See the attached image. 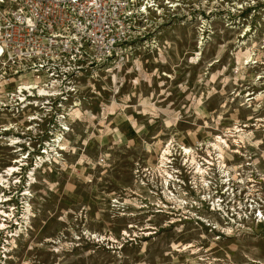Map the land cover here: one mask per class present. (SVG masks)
<instances>
[{"label":"rangeland","instance_id":"374dc122","mask_svg":"<svg viewBox=\"0 0 264 264\" xmlns=\"http://www.w3.org/2000/svg\"><path fill=\"white\" fill-rule=\"evenodd\" d=\"M175 1L148 30L156 50L138 48L119 71L99 68L95 80L82 74L80 110L59 148L49 149L53 158L33 170L30 229L6 264H264V224L251 214L228 224L208 217L200 176L183 172L194 154L180 150L217 158L209 144L221 135L226 177L242 176L240 184L231 178L242 193L235 200H264V0ZM44 130L16 135L34 134L24 147L43 154L51 137ZM12 135L0 128V172L17 156ZM166 172L178 181L164 184ZM167 202L184 212L199 205L206 221L178 217Z\"/></svg>","mask_w":264,"mask_h":264},{"label":"built area","instance_id":"2783aa9c","mask_svg":"<svg viewBox=\"0 0 264 264\" xmlns=\"http://www.w3.org/2000/svg\"><path fill=\"white\" fill-rule=\"evenodd\" d=\"M175 2L0 0V93L6 96L0 101V121H6L0 123V128L8 125L6 132L15 134L9 137V145L11 139H17L11 143L16 158L0 172L4 175L0 182V264L7 263L15 239L30 229L33 214L26 199L30 190L26 187L36 181L33 170L38 163L53 158L49 149L59 148L64 132L69 131L75 113L80 110L85 88L80 82L82 74L88 72L95 80L99 68L119 71L138 48L156 50L158 42L147 36L148 30L161 24L162 9L172 8ZM254 6L250 9L254 10ZM31 82L35 87L30 86ZM6 87L10 89L1 92ZM8 115L11 119L5 120ZM22 127L30 132L45 127L44 131L51 134L43 140L48 150L31 154L24 145L34 134L28 139L18 137L16 133ZM51 127H57V132H52ZM221 139L224 138L216 135L215 141ZM167 157L168 164L173 166L171 152ZM207 157L198 159L205 177V181H199L204 187L200 198L215 213V220L238 223L251 214L257 223L264 224V200L258 197L247 205L235 200L242 193L236 192L231 178L235 184L242 183L240 172L236 177H226L228 171L224 166L219 183L214 178L217 173L211 172L214 161L219 159ZM192 168L187 171L194 172L195 167ZM192 185L195 189L198 186L194 180ZM208 222L209 219L205 224L209 228L216 229Z\"/></svg>","mask_w":264,"mask_h":264},{"label":"bare ground","instance_id":"6f19581e","mask_svg":"<svg viewBox=\"0 0 264 264\" xmlns=\"http://www.w3.org/2000/svg\"><path fill=\"white\" fill-rule=\"evenodd\" d=\"M192 61V60H191ZM30 86H32V87H35L34 86V83L33 82H31L30 83ZM7 126L8 125H4V128H1L2 129V131H6V130H8L9 129V126H8V128H7ZM66 129V128H65ZM235 131H240V130H235ZM12 141L10 142V145H13V144H11V143H13V142H17L16 140V138H14V139H11ZM14 140V141H13ZM224 142H226V140L225 139H221V141H215L214 143H211V144H209L210 146H209V148H211V149H213V150H215L216 151V154H217V158L218 159H221V158H223V149H222V146L223 147H225L224 145ZM219 143H222V144H219ZM221 145V146H220ZM226 147H229L228 146V144H227V146ZM180 150H181V152H182V154H184L185 156H191L192 154H194V155H192V156H194V158H192V160L194 159V164H193V166L195 167V171L194 172H189V171H183L184 173H194V174H196V175H199L200 176V181H205V177L203 176V169H202V167L200 166V164H199V162H198V160L196 159V156H195V153L193 152V150H191V148H189V147H186V146H183V147H181L180 148ZM12 151H15V150H12ZM166 153L168 152V148H166V151H165ZM206 152L208 153V155L209 156H211V157H213L211 154V152H210V150H206ZM164 153V152H163ZM215 153V152H214ZM162 155V154H161ZM164 156V155H163ZM162 156V157H163ZM191 156V157H192ZM161 158V157H160ZM164 158V157H163ZM209 160V159H208ZM160 161V160H159ZM165 161H166V159H165ZM187 162H188V160L186 161V162H184V164L185 165H188L187 166V168H190L189 167V163L187 164ZM161 163V162H160ZM164 162L162 161V164H163ZM191 163H192V161H191ZM218 166H219V168H223L225 165H224V163L222 162V160H218ZM165 164V163H164ZM160 166V165H159ZM165 166V165H164ZM164 166H162V167H164ZM164 170V169H163ZM162 170V171H163ZM168 171V170H167ZM224 171V170H223ZM161 174V173H160ZM159 174V175H160ZM166 174H168L167 172H166ZM191 174V176H193ZM172 176L170 175V174H168V177H167V179H165V178H163V182L164 183H167V182H169L170 180H169V178H171ZM3 178H4V175H2V173L0 174V182L1 181H3ZM171 180H174V181H178V180H176V179H173V178H171ZM205 183V182H204ZM199 185H200V183H199ZM200 188V187H199ZM26 195H28V193H26ZM226 231H230V229L229 228H227V230ZM93 237H95V238H99L100 236L99 235H95L94 234V236ZM103 238V237H102ZM187 247H189V245H183V247L181 248H176L175 250H177V251H183V250H185Z\"/></svg>","mask_w":264,"mask_h":264},{"label":"flooded vegetation","instance_id":"af4514ba","mask_svg":"<svg viewBox=\"0 0 264 264\" xmlns=\"http://www.w3.org/2000/svg\"><path fill=\"white\" fill-rule=\"evenodd\" d=\"M168 167V166H167ZM171 172H173V170L171 171ZM176 178H178L177 177V175H174ZM174 181V180H173ZM167 203H169V205H171L172 207L171 208H169V209H171L172 211H175L176 213H174L175 215H177L178 217H180V216H183V215H181L180 213H182V214H184V215H188V214H190L191 216H193L194 218H195V220H199V221H201V222H203L202 221V219L203 220H205L204 219V217H202V216H200L199 215V213L202 211V209H203V207H200L199 205H194L193 203H191L190 204V206H191V208L192 209H194L195 208V210H197L196 211V213L195 212H192L191 210H189L188 208V210L186 211V212H184L183 211V209H181L180 208V204H178V203H173V202H167ZM196 204V203H195ZM162 209V208H161ZM206 211V215H208V217L209 216H212L213 217V215H214V218H215V213L214 212H212L210 209H208V207H206V209H205ZM167 211V210H166ZM169 211V210H168ZM203 212H204V210H203ZM165 213V212H164ZM169 214V213H168ZM171 214V213H170ZM198 214V215H197ZM217 223V222H216Z\"/></svg>","mask_w":264,"mask_h":264}]
</instances>
